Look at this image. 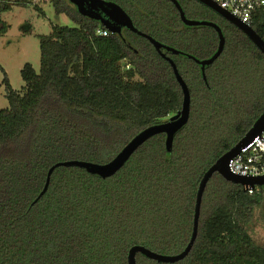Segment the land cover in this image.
I'll use <instances>...</instances> for the list:
<instances>
[{"label":"trees","instance_id":"1","mask_svg":"<svg viewBox=\"0 0 264 264\" xmlns=\"http://www.w3.org/2000/svg\"><path fill=\"white\" fill-rule=\"evenodd\" d=\"M160 1V2H159ZM159 10L134 8L140 30L183 52L165 54L191 93L189 122L173 150L159 134L114 176L101 178L65 161L106 164L145 129L167 122L183 104L171 64L142 36H100L106 30L70 0H52L75 27L54 26L40 37L41 70H22L23 93L7 75L9 107L0 111V264H128L134 246L178 255L193 232L205 173L247 134L264 112V54L237 27L197 2L189 19L216 23L224 52L202 68L189 56L211 58L219 44L209 27H187L170 0ZM28 0H18L25 6ZM154 11V12H153ZM253 30L264 37V11ZM126 41V42H125ZM130 44V46H128ZM264 192H245L216 173L205 190L199 231L188 257L175 264H264V247L248 226ZM137 264H166L137 254Z\"/></svg>","mask_w":264,"mask_h":264},{"label":"water","instance_id":"2","mask_svg":"<svg viewBox=\"0 0 264 264\" xmlns=\"http://www.w3.org/2000/svg\"><path fill=\"white\" fill-rule=\"evenodd\" d=\"M89 1L94 4H100V5L106 6L110 9L109 13L112 19L109 18V20L106 21L107 23L102 22V25L104 26V28L111 31L113 34H118L119 36H121V32L119 29H117L116 27L117 25L121 24V25L131 28L133 31L138 33V35L148 39L150 43L158 51V53H160L171 64L174 70L175 77L183 93L182 109L175 116H173L169 121L156 125V126L149 127L145 129L144 131H142L141 133H139L121 150V152L112 161L106 164H96L92 162L78 161V160L65 161V162H59V163L54 164L48 172V177H47L45 187L35 202H37L41 197H43L48 191V188L51 182V177L57 168L78 167V168L86 170L89 174L96 175L101 178L112 177L127 164V162L131 159L134 153L141 146H143L147 141H149L151 138L159 134L166 135V149L168 152H172L175 135L189 122V119H190L191 93H190L189 87L187 83L185 82V80L183 79V77L181 76L176 63L170 57H168L163 51L165 50L167 52H170L176 55H181L183 54V52L171 46L165 45L155 40L151 36L135 29V27L133 26L132 20L129 18L127 13L120 6L114 3L106 2L105 0H89ZM171 1L176 6L180 14L181 21L183 22L185 26L214 28L218 33V37H219L218 48L215 54L211 58L200 60L194 56H191V55L189 56L197 64L201 66L203 79L207 81V77L205 73L206 67L212 65L215 61H217L222 55V53L224 52L226 39L222 32V29L216 23L212 21L192 20V19L187 18L179 1L178 0H171ZM196 1L206 6L207 8L215 12L217 15L221 16L223 19L227 20L232 25H234L239 30H241L254 43V45L264 54V41L252 28L247 27L246 25L241 23L238 19L234 18L228 12L221 9L218 5H216L211 0H196ZM80 4L81 3H79V5ZM79 11L83 15H88L82 9V6H80ZM89 15L92 16V14H89ZM95 18H99V17H95ZM119 19H121L124 22H121ZM121 37L123 38V36ZM128 46H130V44H128ZM263 132H264V112L258 118V120L254 123L252 128L247 132V134L238 142V144L234 146L229 152L224 154L205 173L204 177L202 178L199 184V188H198V192L196 196L192 237H191V240L188 246L182 253L178 255L169 256V255H163V254L153 252L150 249H147L143 246H134L129 251L128 264H137V260H136L137 254H142L149 259L158 261L159 263H166V264H175L180 261H183L184 259L188 257V255L190 254V252L192 251L194 247V244L198 236L203 196L207 188V185L214 174L218 173L228 182L241 185L245 192H247L249 188H256V187L264 188V176L261 178H257V179L240 177V176H237L231 173L230 167H229L230 161L234 157L239 155L243 149H245L248 145H250Z\"/></svg>","mask_w":264,"mask_h":264},{"label":"rangeland","instance_id":"3","mask_svg":"<svg viewBox=\"0 0 264 264\" xmlns=\"http://www.w3.org/2000/svg\"><path fill=\"white\" fill-rule=\"evenodd\" d=\"M77 1L86 5L84 0ZM89 7L93 9V15L88 16L92 19L98 17L100 11L107 15L110 12L108 7L100 4L91 3ZM192 20L203 19L194 17ZM54 26L75 27L76 23L66 15H57L52 0H28L25 6L19 5L18 0H0V111L9 107L3 82L5 74L13 90L23 93L26 83L22 70L30 64L40 73V37L51 35ZM205 83L208 85V79ZM248 231L254 241L264 247V202L256 210Z\"/></svg>","mask_w":264,"mask_h":264},{"label":"built area","instance_id":"4","mask_svg":"<svg viewBox=\"0 0 264 264\" xmlns=\"http://www.w3.org/2000/svg\"><path fill=\"white\" fill-rule=\"evenodd\" d=\"M221 9L253 29L259 11H264V0H211ZM100 36L112 34L109 30H100ZM264 41V37H262ZM231 173L244 178H261L264 176V132L258 136L242 152L234 157L229 164ZM260 188H249L254 194Z\"/></svg>","mask_w":264,"mask_h":264},{"label":"flooded vegetation","instance_id":"5","mask_svg":"<svg viewBox=\"0 0 264 264\" xmlns=\"http://www.w3.org/2000/svg\"><path fill=\"white\" fill-rule=\"evenodd\" d=\"M106 2H110V3H114V4H116V5H118V6H120L126 13H127V15L129 16V18L132 20V22H133V26L135 27V29H137V30H139V31H141L140 30V28H139V26H138V22H139V20L142 18V16L140 17V19H139V17L138 16H136V13L134 12L133 13V11L130 9V8H127L128 6H130L127 2L128 1H133V6H134V8H136L137 10H140V11H142V13L143 12H145V10H148L149 12H152V10H159L161 7H158V1L159 0H105ZM171 1V0H170ZM179 1V3L181 4V6H182V8H183V10H184V5L183 4H190L191 3V1L190 0H178ZM84 2H85V4L86 5H84L82 2H81V4L79 5V2L77 1V0H70V3L72 4V6L74 7V8H76L77 10H78V12L82 15V16H84L85 18H87V19H90V20H92V21H94V22H96V23H98L101 27H104L103 25H102V22H106V21H108L109 20V18L110 19H112L111 18V15H110V13L107 15V14H105V13H103L102 11H100L99 13V16H101V17H99V18H94V19H92L91 17H88V16H90L89 14H92L93 15V9L91 8L90 9V7H89V5L91 4V2L89 1V0H84ZM160 2V1H159ZM172 2V1H171ZM174 5V4H173ZM80 6H82V9L88 14V15H83L80 11H79V8H80ZM174 7L176 8V6L174 5ZM177 9V8H176ZM154 12V11H153ZM185 12V11H184ZM185 14H186V12H185ZM180 15V14H179ZM187 16V15H186ZM188 18V17H187ZM121 22H124V21H122L121 19H119ZM107 23V22H106ZM114 23V22H113ZM117 27V29H119L120 30V32H121V36H123V37H130V36H136V35H138V33H136L135 31H133L131 28H129V27H127V26H124V25H117L116 26ZM111 32V31H110ZM142 32V31H141ZM112 33V32H111ZM113 34V33H112ZM118 35V34H117ZM120 36V37H121ZM138 36H140V35H138ZM131 47V46H130ZM165 53V52H164ZM263 189V192H264V188H262Z\"/></svg>","mask_w":264,"mask_h":264}]
</instances>
